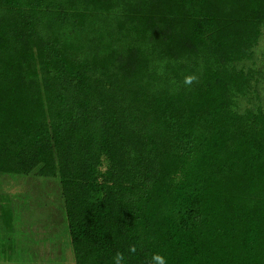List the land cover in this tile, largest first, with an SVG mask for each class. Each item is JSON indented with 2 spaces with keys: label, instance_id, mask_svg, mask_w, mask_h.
Wrapping results in <instances>:
<instances>
[{
  "label": "trees",
  "instance_id": "obj_1",
  "mask_svg": "<svg viewBox=\"0 0 264 264\" xmlns=\"http://www.w3.org/2000/svg\"><path fill=\"white\" fill-rule=\"evenodd\" d=\"M263 34L264 0H0V174L59 180L76 264H264Z\"/></svg>",
  "mask_w": 264,
  "mask_h": 264
},
{
  "label": "rangeland",
  "instance_id": "obj_2",
  "mask_svg": "<svg viewBox=\"0 0 264 264\" xmlns=\"http://www.w3.org/2000/svg\"><path fill=\"white\" fill-rule=\"evenodd\" d=\"M262 62L264 34L255 65L264 93ZM6 263L76 264L57 178L0 174V264Z\"/></svg>",
  "mask_w": 264,
  "mask_h": 264
},
{
  "label": "clouds",
  "instance_id": "obj_3",
  "mask_svg": "<svg viewBox=\"0 0 264 264\" xmlns=\"http://www.w3.org/2000/svg\"><path fill=\"white\" fill-rule=\"evenodd\" d=\"M193 77L189 76L186 78L185 83L187 84H191ZM135 249L133 248V251ZM115 264H122L124 257L122 253H117V255L115 256ZM153 261L154 264H166V259L164 256L160 255V254H156L153 256Z\"/></svg>",
  "mask_w": 264,
  "mask_h": 264
},
{
  "label": "crops",
  "instance_id": "obj_4",
  "mask_svg": "<svg viewBox=\"0 0 264 264\" xmlns=\"http://www.w3.org/2000/svg\"><path fill=\"white\" fill-rule=\"evenodd\" d=\"M8 244H9V245H8L9 247L12 245V244H10V243H8ZM6 264H8V263H6Z\"/></svg>",
  "mask_w": 264,
  "mask_h": 264
}]
</instances>
